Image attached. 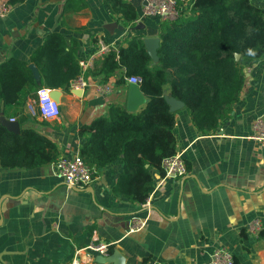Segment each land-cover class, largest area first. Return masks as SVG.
<instances>
[{
	"label": "crops",
	"instance_id": "crops-1",
	"mask_svg": "<svg viewBox=\"0 0 264 264\" xmlns=\"http://www.w3.org/2000/svg\"><path fill=\"white\" fill-rule=\"evenodd\" d=\"M126 1L136 7V22L143 28L125 27L105 0H24L0 16V63L10 57L30 61L48 36L57 33L68 44L77 42L79 64H89L83 92L57 89V119L35 114L25 124L56 143L58 159L80 154L89 136L80 135L81 128L108 115L111 104L127 109L130 83L117 80L125 76V68L107 83L90 73L107 53L103 48L117 50L132 36L159 38L160 20L143 14L145 2ZM251 1L264 9V0ZM187 7L186 2L181 8ZM110 23L124 29L106 28ZM239 60L245 72L240 99L215 132H200L185 104L173 111L176 149L186 160L188 175L167 177L162 169L150 167L154 190L146 203L114 191L124 169L122 159L101 168L79 189L65 184L55 162L34 168L0 166V264H71L77 250L103 242L118 250L125 264H207L220 247L227 248L237 264H264V238L250 229L258 219L264 231V143L253 138V123L264 114V56L239 55ZM105 84L111 92L99 91ZM145 106L139 104L135 112ZM134 217L146 225L130 233ZM98 255L91 250L80 253L84 264H99Z\"/></svg>",
	"mask_w": 264,
	"mask_h": 264
},
{
	"label": "trees",
	"instance_id": "trees-1",
	"mask_svg": "<svg viewBox=\"0 0 264 264\" xmlns=\"http://www.w3.org/2000/svg\"><path fill=\"white\" fill-rule=\"evenodd\" d=\"M24 0H11L16 5ZM125 27L137 25L138 11L126 0H105ZM188 7L173 21H159L157 60L141 36L126 38V46L111 49L90 73L107 83L118 69L125 76H139L147 97L141 112L113 103L108 115L80 130L89 133L80 155L95 174L122 159L124 169L114 191L132 202L146 203L154 190L150 167L177 152L173 134L176 118L167 97L182 101L202 133L217 130L239 101L245 72L236 58L264 56V9L251 0H179ZM51 34L31 55L30 61L10 57L0 63V112L15 117L20 131L0 121V166L34 168L58 160L54 141L25 126L28 100L36 106L38 90L70 92L71 81L82 73L79 45ZM36 65L38 73L30 67ZM122 76L118 83L125 84ZM169 87V94L166 88ZM37 107V106H36ZM36 113L35 116H37ZM264 238V231L259 234ZM109 252H113L110 246ZM235 264L237 262L235 261Z\"/></svg>",
	"mask_w": 264,
	"mask_h": 264
},
{
	"label": "built area",
	"instance_id": "built-area-1",
	"mask_svg": "<svg viewBox=\"0 0 264 264\" xmlns=\"http://www.w3.org/2000/svg\"><path fill=\"white\" fill-rule=\"evenodd\" d=\"M143 14L158 18L160 21H173L177 19L182 11V5L179 0H143ZM14 4L11 0H0V16H6L13 9ZM105 52L110 51L108 46L104 47ZM82 73L76 79L71 81L70 90L80 91L84 90L88 83L84 78V71L89 64L81 61ZM125 80L129 83L140 84L141 78L139 76H125ZM101 93L111 92V86L108 84L98 86ZM51 89L41 88L38 90V98L36 102L38 115L45 120L57 119L61 115V103L52 95ZM31 107V105H30ZM35 113V114H36ZM15 122V118L10 119ZM254 134L253 138L264 143V114L257 117L253 123ZM161 169L164 175L172 178H184L188 175V166L185 158L181 153L176 152L173 155L167 156L162 159ZM55 170L60 178L63 179L65 184L70 188L79 189L87 187L94 178L95 171L89 167L80 154L74 157H61L55 162ZM146 225V221L134 217L132 225L128 232H138ZM253 234H259L262 230V223L256 219L250 225ZM110 244L108 243H91L86 248L76 251L75 257L71 264H84L80 257L81 251L91 250L103 256H110ZM141 264H164L160 260H149ZM207 264H235L233 254L224 247L217 248L211 254L209 263Z\"/></svg>",
	"mask_w": 264,
	"mask_h": 264
},
{
	"label": "water",
	"instance_id": "water-1",
	"mask_svg": "<svg viewBox=\"0 0 264 264\" xmlns=\"http://www.w3.org/2000/svg\"><path fill=\"white\" fill-rule=\"evenodd\" d=\"M119 27L121 30L124 29L123 26H119L117 23H110L106 25V28L112 29ZM144 25L142 23L137 24L133 29H141ZM145 44L147 47V50L151 57L154 60H157V49L160 44L159 38H149L145 40ZM237 60L239 59V55L236 56ZM32 69L37 74L38 70L35 68V66H32ZM83 92V90H80ZM52 95L57 99L59 97L60 92L57 89H54L51 91ZM74 93L78 91H73ZM167 101L170 105L171 111H176L179 108L184 106V103L180 100H176L175 98L167 97ZM147 102V98L140 92L139 85L136 83H130L129 85V92H128V100H127V109L131 111H135L137 109V106L139 104ZM0 121L6 125L11 131L19 132L20 131V124L19 122H12L9 119H6L3 117L0 118ZM96 262L99 264H125V258L122 256V254L118 250H114L110 256H103L98 255L96 257Z\"/></svg>",
	"mask_w": 264,
	"mask_h": 264
},
{
	"label": "rangeland",
	"instance_id": "rangeland-1",
	"mask_svg": "<svg viewBox=\"0 0 264 264\" xmlns=\"http://www.w3.org/2000/svg\"><path fill=\"white\" fill-rule=\"evenodd\" d=\"M27 102H28V104L26 106V113L29 116V118L34 117L35 113L37 112V107L35 106L33 101L28 100ZM30 105H31V107H30Z\"/></svg>",
	"mask_w": 264,
	"mask_h": 264
}]
</instances>
